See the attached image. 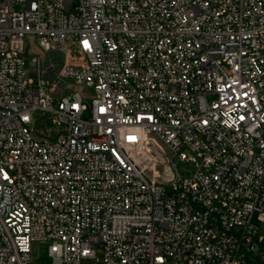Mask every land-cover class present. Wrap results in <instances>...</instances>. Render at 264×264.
Listing matches in <instances>:
<instances>
[{
  "label": "built area",
  "instance_id": "1",
  "mask_svg": "<svg viewBox=\"0 0 264 264\" xmlns=\"http://www.w3.org/2000/svg\"><path fill=\"white\" fill-rule=\"evenodd\" d=\"M40 238L48 264H264V0H0V264Z\"/></svg>",
  "mask_w": 264,
  "mask_h": 264
},
{
  "label": "rangeland",
  "instance_id": "2",
  "mask_svg": "<svg viewBox=\"0 0 264 264\" xmlns=\"http://www.w3.org/2000/svg\"><path fill=\"white\" fill-rule=\"evenodd\" d=\"M17 8L19 10H23L25 9V5L19 4ZM42 53H43V49L40 46L36 35L34 33H28L24 39V56L26 60V68L32 72L33 77H37L36 73L33 70V68L36 65L34 62V58ZM212 98H213V95H209V99L211 100ZM87 115L88 114L86 113L85 116ZM48 122L50 123L51 120H49ZM164 149L167 150L166 147H164ZM167 153L169 154L168 150H167ZM173 160L177 162L180 168L184 167L183 162L179 160L178 156H175ZM155 163H156V166L154 168H149V172L153 174V171L156 170V177L158 179H160L159 177L160 175L166 176V173H165V171H167L166 164L160 159H158V161ZM256 218H257V213H255V216H254V222L257 223ZM49 244H50V240L44 239V238L36 239L32 242L31 254H32V259L34 262L39 263V264H48L52 262L51 257L49 255ZM96 254H97V258H90L87 261L89 263H98L99 259L102 256V252L99 247H97Z\"/></svg>",
  "mask_w": 264,
  "mask_h": 264
}]
</instances>
